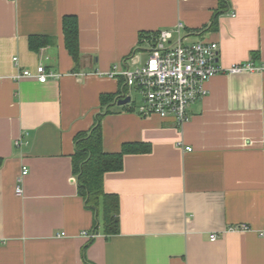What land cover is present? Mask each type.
Wrapping results in <instances>:
<instances>
[{"label": "crops", "instance_id": "obj_1", "mask_svg": "<svg viewBox=\"0 0 264 264\" xmlns=\"http://www.w3.org/2000/svg\"><path fill=\"white\" fill-rule=\"evenodd\" d=\"M218 1L0 0V264H264V0H228L221 13ZM65 16L78 22V62ZM179 24L184 40L217 44L220 66L263 69L212 77L181 126L103 105L125 90L112 67L147 60L140 35ZM36 36L48 43L34 52ZM39 65L62 76L16 80ZM99 115L105 153L149 147L103 176L119 205L113 236L72 172L75 137ZM96 226V239L81 236Z\"/></svg>", "mask_w": 264, "mask_h": 264}, {"label": "built area", "instance_id": "obj_2", "mask_svg": "<svg viewBox=\"0 0 264 264\" xmlns=\"http://www.w3.org/2000/svg\"><path fill=\"white\" fill-rule=\"evenodd\" d=\"M183 25L179 24L173 29L158 31L148 37L140 38V45L146 47L147 60L136 68L124 65H114L108 77H120L125 90L121 99L131 98L130 92L138 94L140 101L136 112L142 117L158 116L161 119H173L177 126L188 120L190 105L202 99L206 93L205 84L216 75L240 74L241 72L261 71L251 63L230 65L223 67L218 64V47L214 42L196 41L184 43L182 37ZM176 37V39H173ZM139 56L134 55L133 60L138 61ZM15 61L17 59H14ZM62 75L48 71L44 66H37L36 73L22 70L16 80L33 79L40 83L60 78ZM132 101V98H131ZM14 145L18 146L16 140ZM191 151L190 148H186ZM27 167L21 168V178L27 175ZM16 194L22 195V189L16 186ZM89 241L98 237L94 230L81 234ZM210 240H216L215 235Z\"/></svg>", "mask_w": 264, "mask_h": 264}, {"label": "trees", "instance_id": "obj_3", "mask_svg": "<svg viewBox=\"0 0 264 264\" xmlns=\"http://www.w3.org/2000/svg\"><path fill=\"white\" fill-rule=\"evenodd\" d=\"M228 0L218 1L217 13L226 9ZM214 24V23H213ZM63 38L69 55L75 62L79 59V26L76 17L65 16L62 20ZM155 34V33H152ZM152 34H141L148 37ZM30 49L36 52L40 47L46 45L45 37H32ZM103 105H108L120 100L114 95H103L100 97ZM100 115L96 123L89 131L82 132L75 137V152L72 155V172L77 177L79 195L85 201L86 206L97 211L103 202V229L106 236H113L119 232L118 200L116 196H110L104 192L102 179L104 174L120 171L123 167V158L126 153L148 151L145 145L126 144L119 153L107 154L103 151L102 130L100 128ZM97 226L93 229L95 232ZM86 264H91L86 262Z\"/></svg>", "mask_w": 264, "mask_h": 264}, {"label": "rangeland", "instance_id": "obj_4", "mask_svg": "<svg viewBox=\"0 0 264 264\" xmlns=\"http://www.w3.org/2000/svg\"><path fill=\"white\" fill-rule=\"evenodd\" d=\"M182 35H183V33H182ZM173 39H176V37H174ZM193 41H194V39L185 38L184 43H195ZM142 49H146V47H142ZM138 54L141 58V62H143L148 57V54L144 51H141ZM130 94H131V98H132V101L130 102V104L134 103L136 105L137 104L139 105L140 98H139L138 94L134 91L130 92Z\"/></svg>", "mask_w": 264, "mask_h": 264}, {"label": "water", "instance_id": "obj_5", "mask_svg": "<svg viewBox=\"0 0 264 264\" xmlns=\"http://www.w3.org/2000/svg\"><path fill=\"white\" fill-rule=\"evenodd\" d=\"M131 102V98L128 96L125 97V99H120L117 101L118 106H125L126 104H129Z\"/></svg>", "mask_w": 264, "mask_h": 264}]
</instances>
